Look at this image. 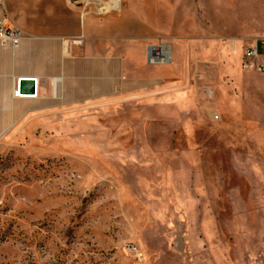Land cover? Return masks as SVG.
I'll list each match as a JSON object with an SVG mask.
<instances>
[{
  "label": "rangeland",
  "instance_id": "rangeland-1",
  "mask_svg": "<svg viewBox=\"0 0 264 264\" xmlns=\"http://www.w3.org/2000/svg\"><path fill=\"white\" fill-rule=\"evenodd\" d=\"M153 2L166 20V0L73 4L100 18ZM216 6L175 1L177 25L206 24L208 43L159 92L81 102L0 138V264H264V72L240 68L245 45L215 40L264 41V0Z\"/></svg>",
  "mask_w": 264,
  "mask_h": 264
},
{
  "label": "crops",
  "instance_id": "crops-1",
  "mask_svg": "<svg viewBox=\"0 0 264 264\" xmlns=\"http://www.w3.org/2000/svg\"><path fill=\"white\" fill-rule=\"evenodd\" d=\"M0 1L9 24L26 36L17 48L0 46V138L25 120L63 119L81 102L155 94L159 82H169L181 53L189 56L193 48L203 53L208 43L206 24L194 34L185 30V21L177 25L176 0H166V20L154 2L137 6L134 17L120 10L99 18L82 13L73 0ZM250 19L260 22L263 16L254 12ZM215 40L233 53L242 45L255 47L264 62L260 38L240 30ZM155 44L169 46L167 63L149 62L148 49ZM19 79L34 80V96H13Z\"/></svg>",
  "mask_w": 264,
  "mask_h": 264
},
{
  "label": "built area",
  "instance_id": "built-area-1",
  "mask_svg": "<svg viewBox=\"0 0 264 264\" xmlns=\"http://www.w3.org/2000/svg\"><path fill=\"white\" fill-rule=\"evenodd\" d=\"M25 34L22 30L9 24L8 18L4 12L3 3L0 1V46L17 48L25 39ZM150 53L148 51V57ZM240 68L244 71H251L255 73L264 72V62L259 57L255 47H248L244 49L240 58ZM13 96L20 97L18 94V86L13 91ZM218 117L215 116L214 120Z\"/></svg>",
  "mask_w": 264,
  "mask_h": 264
},
{
  "label": "bare ground",
  "instance_id": "bare-ground-1",
  "mask_svg": "<svg viewBox=\"0 0 264 264\" xmlns=\"http://www.w3.org/2000/svg\"><path fill=\"white\" fill-rule=\"evenodd\" d=\"M148 51L150 53L148 57L150 62L167 63L170 58L169 46L166 45L159 46L158 48L152 47L149 48Z\"/></svg>",
  "mask_w": 264,
  "mask_h": 264
},
{
  "label": "water",
  "instance_id": "water-1",
  "mask_svg": "<svg viewBox=\"0 0 264 264\" xmlns=\"http://www.w3.org/2000/svg\"><path fill=\"white\" fill-rule=\"evenodd\" d=\"M76 1V0H73ZM34 80L28 79V80H22L19 79L18 84V94L22 96H34L35 90H34Z\"/></svg>",
  "mask_w": 264,
  "mask_h": 264
}]
</instances>
